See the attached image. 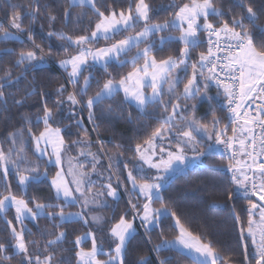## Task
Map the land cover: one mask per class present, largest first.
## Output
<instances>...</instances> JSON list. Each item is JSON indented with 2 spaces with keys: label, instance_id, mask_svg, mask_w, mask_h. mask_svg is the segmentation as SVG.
Segmentation results:
<instances>
[{
  "label": "snow or ice",
  "instance_id": "1",
  "mask_svg": "<svg viewBox=\"0 0 264 264\" xmlns=\"http://www.w3.org/2000/svg\"><path fill=\"white\" fill-rule=\"evenodd\" d=\"M134 2V8L130 0L127 9L118 13L113 9L106 13L100 8L102 0H68V8L64 11L65 27L72 22L71 9L74 7L90 10L97 18L95 27L90 30V35L73 36L63 31L48 32L49 37L55 36L57 40L64 42L61 45L63 53L68 54L70 50L75 52L61 59L59 66L68 73V82L78 87V95L81 97L88 96L93 82L92 69L96 66L103 68L105 72L113 64L131 68V71L122 75L118 81L111 75L104 79L102 86L99 80L96 81L98 91L94 96H88L86 102L90 122L94 119L97 106L122 92L124 102L134 104L142 115L154 117L158 124L142 144L137 143L135 146V157L142 163L133 165L132 170H128L127 162L124 163V170L127 171L126 183L131 185L130 195H135L137 202L129 199L128 209L108 229V236L113 241L114 248L105 252L103 243L97 241L96 231L89 230L83 236L78 235L75 238L77 264H125L127 246L137 232L135 221L138 219L140 226L148 234L160 227L162 218L168 216L174 221L178 235L175 240H163L156 245L154 251L159 253L162 248L179 249L191 257V264H237L231 256L222 255L211 239H207L205 235L194 234L186 227L176 211L165 204L161 195L170 180L189 165L207 155L217 154L227 161L226 170L231 174L232 183L236 185L228 199L243 196L255 197L258 201L257 203L249 199L247 228L241 226L240 240L244 243L245 264H251L252 260L255 264H264V44L257 46L253 34L255 31L264 34V25L258 26L264 12L254 8L252 0H238L235 7L240 11L238 14L231 13L232 18L228 20L224 12L215 6L214 0H190L182 5H171L174 10L171 20L153 23V9L149 3L146 0ZM33 4V10L26 14L17 11L19 5L10 6L12 14L9 27L0 24V40L21 39V34L25 31L22 24L25 15L35 21L36 14L40 11L38 0H33ZM229 11L231 12V9ZM84 14L82 11L77 18L78 24ZM213 18H220L223 22L212 23L210 21ZM55 20L56 16H49L50 22ZM171 31H178L179 36L166 35ZM129 32L135 34L125 35ZM201 33L206 36L207 51H201L198 60L189 63L193 59L192 52L204 46L205 41L201 39ZM27 39L32 41L34 46L21 50L12 66L23 68L24 71H21L15 81L12 80L11 71H6L4 77L0 78L4 80V83H0V101L5 100V83L18 85L28 68L46 63L44 48L35 43L31 28L27 31ZM101 40L105 41L106 46L94 47ZM174 42L181 45L179 55L158 59L156 52L163 51L165 45ZM134 49L136 51L133 54ZM11 52L12 50L8 49L5 54ZM52 54V49L49 48L47 55ZM85 72L88 75H84ZM210 82L217 86V96L223 95L226 100L222 110L228 113L223 118L228 123L224 124L223 128L220 127L222 119L216 116L215 108L209 109L211 121L204 123L207 113L197 117L196 104L189 108L187 103H180L181 100L193 101L197 97H206L211 103L212 97L208 96ZM181 84L183 91H179ZM64 91L63 85L57 89L60 96H63ZM33 94L35 89L26 95ZM40 95L45 100V106L43 116L37 118V123L42 122L44 130L36 135L32 130L31 121L25 118L29 125L27 136L31 137L35 154L40 159L48 157V164L58 169L50 181V187L59 203L44 204L33 199L35 207L31 208L26 199L18 198L13 193L9 183L12 170L18 189L25 195L32 183L46 179L48 175L47 172L43 176L39 173V163H31L26 159L24 153L28 141L25 139V132L19 130L9 133L10 147L7 152L0 148V187L7 192V195L0 199V214H4L11 206L15 208L17 224H22L27 218L37 220L47 212L49 220L55 221L58 218L57 228L63 223L78 221H83L87 226L89 220L93 224L103 225L105 220L102 216H89L88 213L93 207L107 206V201L100 199L105 195L104 190L108 197L118 202L121 161L116 157H107L108 183L101 184V190L93 192L96 182L92 176H104V172L100 171L103 167L101 156L85 150L90 144L74 142L80 148L79 156L85 157V161L82 163L78 158H69L68 171L65 172V154L68 149L61 136L62 130L58 126L52 127L58 120L47 106L46 95ZM67 100L71 105L82 103L77 99V93H69ZM256 101L260 103L255 104L253 114L249 102ZM15 103L21 104L22 100H16ZM63 103V100H59L57 107ZM149 108L154 111L149 113ZM156 108L162 110L158 116L155 113ZM72 115L75 116L74 111ZM76 125L79 128L81 122L77 121ZM205 138L212 142L208 143L206 148ZM120 147L117 145V148ZM49 148L51 152L48 151ZM200 148L204 150L198 151ZM188 152L192 155L189 156ZM86 165H90V171L86 170ZM145 165L147 169L155 171H146ZM68 176L71 180L67 179ZM113 176L116 177L117 186L112 184ZM154 203H159L161 208H153ZM71 206H78L80 211L66 215L65 209ZM57 208L58 212L49 211ZM237 222L239 223V217ZM7 226L11 231V240L14 241L7 246L22 254L21 264H33V259L35 264H53L52 252L43 258L39 254L33 256L29 253L28 245L34 242L26 240L25 229L17 231L12 221H8ZM66 238V233L60 232L54 239L47 241L45 249L62 244ZM249 238L255 249L251 254L246 243ZM89 240L91 248L85 251L82 245ZM5 250L6 244L0 243V254ZM100 256H106L107 259H99ZM141 264H144L143 260ZM159 264L168 262L161 260Z\"/></svg>",
  "mask_w": 264,
  "mask_h": 264
},
{
  "label": "trees",
  "instance_id": "2",
  "mask_svg": "<svg viewBox=\"0 0 264 264\" xmlns=\"http://www.w3.org/2000/svg\"><path fill=\"white\" fill-rule=\"evenodd\" d=\"M129 2L130 0H102L100 8L106 13L113 9L118 13L122 9H127ZM146 2L153 9L152 22L163 23L165 20L173 18L174 10L171 8L173 3L182 5L190 2V0H146ZM132 3L134 6V0H132ZM236 3H238V0H214L215 6L224 12L228 20L232 18L231 13L238 14L240 11L239 8L235 7ZM252 3L254 8L264 12V0H252ZM11 5H19L20 8L17 11H22L25 14L32 11L35 7L33 0H0V24L5 27H9L12 14ZM38 5L40 11L36 14L35 21L25 15L22 21L25 31L21 34L20 40H0V78L4 77L6 71H11L13 81L20 76L21 71H24L23 68L12 67L19 52L34 46L33 42L27 39L29 28L34 33L35 43L44 48L46 63L38 64L35 68H28L18 85L16 83L12 85L5 83L3 89L5 100L0 101V148L7 152L10 147L9 133L23 130L26 134L25 139L28 141L24 153L26 159L31 163H39V173L41 175L44 172L48 173L46 179L32 183L25 195L18 189L15 173L12 170V179L9 181L12 185V191L18 198L26 199L29 202L28 206L31 208L35 207L32 202L33 199L38 203L44 204L59 203L50 187V181L56 173V168L48 167L43 160L38 159L33 152L31 137L27 136L29 125L25 122V118L31 121L32 130L36 135H39L44 129L42 122L37 123V118L43 116L45 106V100L40 93L46 95L47 106L53 111L54 117L61 114L62 119L59 127H63L62 136L66 148L72 155L80 152V148L74 142L82 141L86 145L90 144L89 147H85V150L96 148L100 152L102 151L101 153L106 158L110 156L121 158L124 162L132 164L136 160L134 152L136 144H142L147 136L151 134V131L158 127L154 117L142 115L132 105L124 102L121 94L97 106L94 110V119L91 122L89 117L85 118V101L88 96H94L98 91L96 81L99 80L102 86L104 79H107L109 75L118 81L122 75H126L131 71V68L119 67L113 64L108 68L107 72L101 68L93 69V82L88 96H79L78 87L69 83L66 73L57 67V62L66 58V55H73L75 52L70 50L68 54L63 53L61 45L64 42L57 40L55 36L49 37L48 32L63 31L73 36L90 35V30L95 27L97 18L90 10L74 7L71 9L72 22L65 27L64 11L68 8V0H38ZM230 9L231 12L229 11ZM82 11L85 14L78 24L76 21ZM50 15L56 16V20L50 22ZM210 22L220 24L223 21L220 18H213ZM260 25H264V15H261L258 21V26ZM10 30L16 31L15 29ZM177 32L171 31L166 33V35ZM253 34L257 46L264 44V34L259 31H255ZM201 39L204 40V37H201ZM102 44H106L105 41L101 40L97 46ZM180 47L181 45L175 42L165 45L163 51L156 52V56L158 59H167L170 55L178 56ZM49 48L53 52L51 56L47 55ZM8 49L12 50L11 54H5ZM201 51H207L206 38L204 46L192 52L193 59L189 63L198 60ZM58 52L59 54H57ZM84 75H88V73L85 72ZM0 83H4V80L0 79ZM80 84H83L81 80ZM61 85L65 89L63 96L57 93V89ZM182 87L183 85L180 86L179 91H183ZM210 88L209 91L217 92V89L212 85H210ZM33 89H35V94L27 96L26 94ZM69 93H77V99L82 101L77 107L82 111L84 125L79 128L76 125L78 117L68 116L65 118L64 116L66 113L64 110L66 106L64 105H66ZM219 97L217 101L214 98L212 99L211 106L216 109V116L222 119L220 127H223L226 124V120L223 119L225 112L222 108L226 104V100L223 95ZM16 100H22V103L16 104ZM59 100H63L64 103L59 105L58 108L57 102ZM153 111L154 109L152 108L148 109L149 113ZM161 111V109L156 108V115H160ZM209 118H212L210 112L207 113V119L204 123H209ZM117 145L121 147L117 148ZM204 146L206 148L207 144L205 143ZM203 150L204 148L198 149V151ZM13 159H15V154ZM224 166L225 162L216 155L202 157L199 163L189 165L182 173L171 179L161 195L165 204L176 211L181 222L194 234L205 235L207 239L212 240L222 255L231 256L232 260L237 262V264H245L244 243L240 240V229L241 226L245 229L247 228L249 199L256 201V198L240 196L229 200V194L236 187L223 171ZM3 195H7V192L0 187V199L3 198ZM131 200L137 202V197H133ZM128 202V196L122 192L121 199L116 205L106 210V215H104L105 223L97 226L90 224L85 226L82 221H78L63 223L57 228L58 218L55 221L49 220L47 212L44 217L35 221H26L19 225L16 223L14 211L10 209L4 216L0 215V243L6 244V250L0 254V264H21L22 260V254L16 253L14 248L7 246L10 243H14L11 240V231L7 226L8 221L13 222L17 231H20L21 228L25 229L26 240L34 242L28 245L30 254L33 256L39 254L43 258L49 252H52L54 254L53 264H57V262L76 264L75 238L78 235L82 236L89 230H95L97 241L102 242L103 248L110 251L115 245L108 236V229L128 209ZM256 202L258 203V201ZM153 206L161 208L159 203H154ZM78 210V206H71L65 209V214ZM49 211L58 212L59 209H49ZM237 217H239V223L237 222ZM130 218L131 215H129ZM136 229L135 238L127 246L124 257L125 264H141L142 260L144 264H159L161 260H166L168 264H191V257L180 251L165 248H162L159 253L154 251L156 245L163 240H173L178 235L171 216L162 218L161 226L151 230L148 234L137 225ZM60 232L66 233V240L62 244L51 246L46 250L47 241L54 239ZM246 243L250 254L253 253L254 249L251 246V239L249 238ZM86 244L88 242L84 245ZM33 264H35L34 259ZM251 264H255V261L252 260Z\"/></svg>",
  "mask_w": 264,
  "mask_h": 264
},
{
  "label": "rangeland",
  "instance_id": "3",
  "mask_svg": "<svg viewBox=\"0 0 264 264\" xmlns=\"http://www.w3.org/2000/svg\"><path fill=\"white\" fill-rule=\"evenodd\" d=\"M135 6V5H134ZM134 6H133V8H134ZM140 29L138 28L137 29V31H139ZM135 33L134 32H129V33H125V35H134ZM168 35H170V36H174V37H178L179 36V32H177V33H170V34H168ZM201 35V37H204V41H205V38H206V36H205V34H203V33H201L200 34ZM123 38V37H122ZM156 39H157V41L159 40V37L157 36L156 37ZM104 46H106V44H102L101 46H97V44L96 45H94V47H104ZM135 49L133 50V54L135 53ZM57 67L59 68V69H61L62 71H64V69H62L60 66H59V62H57ZM95 68H98V69H100L101 67H99V66H96ZM95 68H93V69H95ZM92 69V70H93ZM101 69H103V68H101ZM65 72V71H64ZM66 73V77H67V79H68V73L67 72H65ZM87 73V72H86ZM80 80L83 82V79H82V77L80 78ZM182 85V84H181ZM210 85H211V83H210ZM167 88V85H165V89ZM182 89H183V87H182ZM211 89V88H210ZM209 89V90H210ZM150 91V90H149ZM121 94V96H122V98L124 99V97H123V93L121 92L120 93ZM208 96H211L212 97V99L214 98V99H216V101L220 98V97H218L217 96V92H213V91H209L208 92ZM86 102H87V100L85 101V108H86V113H85V118H88L89 117V112H88V109H87V107H86ZM180 103L182 104V105H184L185 103H187V106L189 107V108H191V106H192V104H196V106H197V112H196V115H197V117H200V116H204L206 113H209V109L210 108H212V106H211V104L212 103H209V101H208V99L206 98V97H197V99L196 100H193V101H187V102H185V101H183V100H181L180 101ZM66 105H64V106H66V109H64L65 111H66V113L64 114V116H65V118L66 117H68V116H73L72 115V113H73V111L75 112V116L74 117H78V119H77V121H80L81 122V125H84V120H83V114H82V111L77 107V105H71V102L70 101H68L67 100V102L65 103ZM130 104V103H129ZM130 105H132L135 109H137L136 107H135V105L134 104H130ZM138 110V109H137ZM139 111V110H138ZM55 119H57L58 120V123H53L52 124V127H59L60 126V121H61V119H62V116H61V114H58V116H56V117H54ZM211 119L212 118H209V120L211 121ZM61 128V127H60ZM63 128V127H62ZM62 128H61V130H62ZM44 130V129H43ZM42 130V131H43ZM61 136H62V131H61ZM63 137V136H62ZM205 143L206 144H208V143H212L211 141H207L206 140V138H205ZM65 147H66V145H65ZM48 151L49 152H51V148H49L48 149ZM86 151H91V152H94V153H98L100 156H101V162H102V165H103V167L100 169V171L101 172H104V176H103V178H101V176H99V175H93L92 176V179L96 182V186L93 188V192H96V191H99V190H101V184H104V183H108V179H107V175H108V164H109V161H108V159L106 158V156H104V154L103 153H101L98 149H96V148H94V149H91V150H86ZM33 152H34V145H33ZM34 154H35V152H34ZM189 156H191L192 155V153L191 152H188L187 153ZM36 155V154H35ZM37 156V155H36ZM38 157V156H37ZM69 158H78L79 159V161L80 162H84L85 161V157H82V156H79V153H77L76 155H72V154H70L69 153V150L66 152V154H65V165H64V170H65V172H67L68 171V164H67V160L69 159ZM38 159H40L39 157H38ZM120 161H121V163H120V165H119V169H120V171L122 172V174L120 175V184H119V200L121 199V194H122V192L124 193V194H126L127 196H128V198L129 199H132L133 197H136L135 195H130V191H131V185L130 184H127L126 183V180H127V171L126 170H124V160H122L121 158H118ZM40 160H43L44 161V163L46 164V166H48V167H55L54 165H49L48 164V157H43V159H40ZM53 160H54V157H53ZM73 163H75V159H73ZM139 163H142V162H140V161H138L137 159L134 161V162H132V164H129L128 162H127V164H128V170H132V168H133V165H136V164H139ZM86 170H89L90 171V165H86ZM145 170L146 171H149V172H154L155 170H151V169H147V166L145 165ZM56 171H58V169L56 168ZM113 171H115V169L113 170ZM45 173V172H44ZM43 173V174H44ZM43 176V175H42ZM55 176V175H54ZM67 179L68 180H71V177L70 176H68L67 177ZM112 184L114 185V186H117V184H118V182H117V180H116V177L115 176H113V178H112ZM105 191V195L104 196H102V197H100V199L101 200H105V201H107V206L106 207H93L92 208V210L88 213V215L89 216H92V215H98V216H102L103 218H104V215H106L105 213H106V210L108 209H111V207L113 208V206L114 205H116V203L117 202H115V201H113V199L111 198V197H108L107 195H106V190H104ZM53 193H54V196H55V192L53 191ZM118 200V201H119ZM152 207L153 208H157V207H155V206H153L152 205ZM10 209H12L13 211H14V214H15V217H16V211H15V208L14 207H9L8 208V210L4 213V214H0L1 216H4ZM157 209H159V208H157ZM80 211V208H79V210L78 211H76V212H79ZM76 212H70V213H76ZM68 214V213H67ZM66 214V215H67ZM26 221H35V220H32L31 218H27V219H25V220H23V222H22V224L23 223H25ZM83 222V221H82ZM22 224H19V225H22ZM89 224L90 225H93V226H97V224H93L92 222H91V220H89ZM136 225L137 226H139V227H141L140 226V221L137 219L136 221H135V224H134V226L136 227ZM141 228H143V227H141ZM144 229V228H143ZM88 232V231H87ZM85 234V233H84ZM83 234V235H84ZM82 235V236H83ZM246 235H247V232H246ZM173 240H175V239H173ZM83 246V248H84V250L85 251H87V250H89L90 248H91V242H90V240L88 241V244H86V245H82ZM251 246H252V243H251ZM86 247V248H85ZM253 248V247H252ZM254 249V248H253ZM15 250V249H14ZM103 250L105 251V252H108L109 250H107V249H105V248H103ZM254 251H255V249H254ZM114 254V253H113ZM186 254V253H185ZM99 259H107V257L106 256H100V257H98ZM76 264H77V261H76Z\"/></svg>",
  "mask_w": 264,
  "mask_h": 264
},
{
  "label": "built area",
  "instance_id": "4",
  "mask_svg": "<svg viewBox=\"0 0 264 264\" xmlns=\"http://www.w3.org/2000/svg\"><path fill=\"white\" fill-rule=\"evenodd\" d=\"M28 42V41H27ZM206 45H207V43H206ZM206 75H207V72L205 73ZM211 83V82H210ZM212 84V86L213 87H215L216 89H217V86L214 84V83H211ZM256 103H260V101H256L255 103H253V102H249V104L251 105V110L253 111V114H254V112H255V104ZM224 112H225V116H227L228 115V113L224 110ZM226 123H228L227 122V120H226ZM224 127V126H223ZM223 127H221V128H223ZM257 131H259V129H257ZM229 135H231V127H229ZM216 156H218L219 158H220V156L217 154ZM224 162H225V166H224V168H223V171L227 174V176H228V178H229V180L231 181V174L230 173H228L227 172V170H226V166H227V161H225V160H223ZM200 162V160L199 161H197L195 164H197V163H199ZM231 183H232V181H231ZM235 187H236V185H235Z\"/></svg>",
  "mask_w": 264,
  "mask_h": 264
},
{
  "label": "crops",
  "instance_id": "5",
  "mask_svg": "<svg viewBox=\"0 0 264 264\" xmlns=\"http://www.w3.org/2000/svg\"><path fill=\"white\" fill-rule=\"evenodd\" d=\"M174 250H177V251H180L179 249H174ZM181 252V251H180ZM183 253V252H182ZM185 254V253H184ZM187 255V254H186Z\"/></svg>",
  "mask_w": 264,
  "mask_h": 264
}]
</instances>
